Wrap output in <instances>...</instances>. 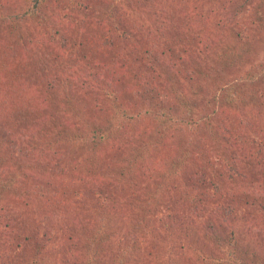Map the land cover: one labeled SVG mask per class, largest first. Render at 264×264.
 <instances>
[{"label":"rangeland","instance_id":"rangeland-1","mask_svg":"<svg viewBox=\"0 0 264 264\" xmlns=\"http://www.w3.org/2000/svg\"><path fill=\"white\" fill-rule=\"evenodd\" d=\"M18 8L21 0H0L1 17L13 16ZM42 10L0 25V145L6 148L2 164L8 163L0 166V178L12 168L9 164L28 153V170L21 174L50 177L57 185L47 192L42 186L27 185L23 178L24 189L0 198V264L34 262L27 258L35 248L33 242L43 246L41 264H77L86 259L84 245L92 222L85 201L101 189L118 188L114 177L105 176L94 186L96 191H88L90 178L80 169L85 150L99 140L91 137L92 130L103 128L110 106L136 118L142 106L133 93L142 92L152 116L173 115L180 104L170 86L174 66L191 75L197 67L211 68L212 80L203 81L209 83L202 92L204 98L214 95L220 84L240 72L222 69L216 61L226 47L229 55L249 47L252 63L264 67V0H48ZM112 71L117 74L111 75ZM135 77L137 82H132ZM65 78L71 82L66 88L59 83ZM176 84L177 90L190 92V79L176 76ZM204 101L196 100L197 115L190 121L159 125L167 136L158 147L149 142L151 147L143 148L150 152L147 159L139 156L136 145L145 134L155 132L157 123L128 120L131 129L109 140L115 146L107 158L102 153L100 166L109 165L112 171L134 167L139 183L127 186L128 192L116 203L118 210L109 213L119 230L103 252L105 264L119 254L117 246L127 241L126 236L140 238L137 229L143 220L161 236L179 224L177 255L155 258L150 253L160 254L159 242L146 238L133 246L139 248L132 252L130 264H219L226 257L214 244L219 238L230 243L229 251L239 255L249 251L250 260L259 258L264 264V199L252 183L264 181V171L260 173L264 154L255 157L264 138L252 125L229 132V124L245 116L239 110L211 114L204 110ZM204 119L218 128L214 140L209 139L212 128L204 126ZM59 130L66 131L64 140L58 137L56 146L31 151V145L41 148L44 136ZM196 131L198 137L192 141ZM184 139L197 147L191 155L180 156L186 161L180 168L183 186L172 181L171 192L153 195L162 183L160 174L168 169L166 160ZM244 146L254 151L244 154ZM239 154L242 164L236 159ZM189 184L192 189L186 195L182 189ZM54 196L66 201L63 210L54 209ZM109 204L116 208L114 202Z\"/></svg>","mask_w":264,"mask_h":264},{"label":"trees","instance_id":"trees-1","mask_svg":"<svg viewBox=\"0 0 264 264\" xmlns=\"http://www.w3.org/2000/svg\"><path fill=\"white\" fill-rule=\"evenodd\" d=\"M125 1H132V0H125ZM48 2V0H21V8H18L16 10V13L13 16L6 15L4 17L0 16V25L3 24V22H16L19 18L23 19L24 16L27 15H37L39 12L43 11V6ZM13 17V18H12ZM241 49V47H240ZM248 49L244 48L239 50V54H233L231 52V55L227 52V47L225 49H222L220 53H222L219 58L216 60L218 61V64L222 66L223 68H233L240 71L239 74L234 75V78L231 81H228V83H225L223 85H219V89L214 92V95H210V97H205L207 101H204L203 87L207 86L209 83H205L203 81H210L212 80L211 74H214L211 68L207 67V71L204 70L201 67H197L196 71H193L192 75L190 72H184V71H178L177 66H174L173 69L170 72V82H171V89L175 91V94L177 96V100H180V104L178 106L177 112L173 111L172 114L176 115V117H173L170 113L164 115V114H157V116H152L150 112L152 110V107L148 108L146 106V99H141L143 97V94L139 92L133 93V97H137V100L140 102V105L142 106V110H140V113L136 115V118L130 115V113H127L125 110L121 109L120 107L112 108L110 106V110L112 111L111 114L108 116L107 121L105 122L103 128H98L92 130L91 137L98 136L99 140H95L88 148L87 151L85 150V157L82 156L83 163L81 164L80 169H83V173L85 172V176L87 178H90L89 181L91 184H89L88 191H96L95 187H97L99 181H104L105 176H111L114 177V184L118 185V188L109 186L111 188L101 189L100 191L94 194V198H88L86 204L84 206H87V211L89 212L88 219L92 222L91 232L89 233L86 241L87 244L84 245V249L86 252L84 260L79 261L77 264H105V254L103 253L106 251L110 245L114 242V239L116 237L118 228V222L115 218H112L113 212L112 209L118 210V204L120 199H122L120 196L124 195V192H128V189H131V187L136 186L139 181L136 180L138 176L137 170L132 167V171L130 170H124L125 167H122L120 169H117L115 171L109 170L107 167H101L100 166V156L102 153H106L105 157L107 158V155L112 153V147L115 145H111L109 143V140L117 139V135H123L125 134L126 130H129L131 123L128 120L134 121H145L147 124L148 122L157 123L158 128H155V132L149 136L148 134H145L146 138H142L138 140V143L136 145L137 152H139V156L141 158L147 159L150 156L149 151H145L146 147H151V144L153 143L155 147L159 146L160 143L163 141V138H165L167 135V130H161L159 125L161 123H170V124H184L186 120H191L195 115V102L198 99V103L203 100L204 104V110L206 112H209L211 114H218L222 111H232V110H239L240 114L242 113V118L245 116L247 120L243 121H237L236 118L233 123L229 124L228 131H234V130H241L243 126L247 127L252 125L253 127H256L257 133L261 135L264 138V67L263 66H257L254 63H252L251 57L252 51H250V54H248ZM217 55V53L215 52ZM241 61H244L245 63L243 65H240ZM218 66V65H217ZM213 68V67H212ZM117 71H119V66L115 67ZM176 70V71H175ZM117 71H112L111 75H116ZM183 75L184 77L190 79L191 83V89L190 92L187 93L181 88L177 90L176 86V76ZM207 77V78H206ZM132 82H137V78L135 77ZM60 84H64V87H68L67 85L71 84L70 80L67 78L62 79ZM204 85V86H203ZM118 92V91H117ZM113 92L112 94H114ZM140 95V96H139ZM72 98V97H70ZM196 98V99H195ZM195 99V101H194ZM194 101V102H193ZM201 104V103H200ZM148 105V103H147ZM105 114H107L105 112ZM191 118V119H190ZM105 118L98 117V120H104ZM241 120V119H240ZM201 122H204V126L209 129L212 128V132H209V139L214 140L215 134H218L216 127V124L208 119V120H202ZM213 122V123H212ZM135 124V122H132ZM149 124V123H148ZM199 123L195 124V127L198 126ZM171 127V126H169ZM263 128V130H262ZM131 129V128H130ZM200 130V128H198ZM66 131H55L52 134L48 136V138H45V141L43 144H41V148H37L35 144L31 145L32 147L31 151L35 152L40 150V152L44 151V148H49L56 146L58 144L57 138L60 137V141L64 140L66 136ZM109 134V136L105 135ZM141 134V132H140ZM63 135V136H62ZM198 137V132L196 131L194 133V138H190L192 141ZM120 138V137H119ZM118 138V139H119ZM122 139V138H121ZM145 140L146 146L143 144ZM148 141V142H147ZM121 143V140L116 144V146ZM4 145V143H2ZM196 144V143H195ZM141 145V146H140ZM5 146V145H4ZM153 146V145H152ZM197 146L192 144V142H187L185 139L183 142H181L180 145L174 150L173 157H169L166 160V167L168 169L165 170V172H161L159 178L160 182L156 185V188L154 190L153 195L159 194L164 195L167 194L168 191L171 192L173 190L174 186L172 184V181L181 183L183 180V176L180 172V168L185 166V162L183 159L180 158V156H186L191 155L190 150H195ZM193 148V149H190ZM249 146L242 147L244 154H251L254 149ZM142 149V150H141ZM6 148L0 145V163L1 167H7L8 163L2 164V161L4 162ZM24 152V151H23ZM31 152V153H32ZM241 153V152H240ZM261 154H264V143L260 146L259 149L255 152V157L258 158ZM25 158L17 159L15 162L9 164L12 166V168L6 173L5 176L0 178V198L4 197L5 193H9L11 195H14L16 192H18L19 188L23 189L25 188V185L23 183V178L26 179L27 185H31L34 188H40V186L43 187V190H47L49 192L50 190L55 189L56 183L53 182V179L50 177L47 178H33L32 174L28 176H24L21 174L22 170H28L26 169L27 165V157H29V154L24 155ZM243 154H239L236 159L240 160V163L242 164ZM123 158L118 157L117 162L119 165L123 166L122 160ZM127 159V157H126ZM143 159V160H144ZM181 159V160H179ZM128 160V159H127ZM179 162V168L175 170V167H177V164ZM128 163V162H127ZM84 164V165H83ZM261 164V163H259ZM228 166H235L233 164H230ZM227 167V166H226ZM238 169V167H237ZM264 169H261V174L263 173ZM2 172V171H1ZM4 173V172H3ZM258 175V174H257ZM84 180V179H83ZM60 181V180H59ZM184 181V180H183ZM253 188L255 189V193L258 195H261V197L264 199V181L261 180L259 183L253 180ZM185 183V182H184ZM179 185V184H178ZM183 186L181 183L180 186ZM95 186V187H94ZM127 186L129 187L127 189ZM190 184L183 188V192L188 195L190 189ZM107 192L111 193V195H108ZM169 192V193H170ZM29 193H32L29 191ZM44 193V192H43ZM42 193V194H43ZM93 193V192H92ZM41 194V197L43 195ZM27 195V194H25ZM31 195V194H30ZM56 199V206L54 209L63 210L64 207H66V201L64 199H59L56 196H54ZM53 200V199H52ZM94 200V201H93ZM199 201V200H198ZM84 202V203H85ZM110 202H114L113 204L116 208L110 206ZM151 201H149L150 203ZM148 203V204H149ZM112 212L111 214H109ZM179 224L177 226L172 227L170 233L164 234L161 236L160 231L156 232V229L153 228V226H150L147 224V222H144L141 224V226L137 229V233L141 234L140 238L134 235L126 236V240H122L118 244V248L120 249L119 254H115L114 256H111L110 264H130L132 260V252L137 250L138 248H133L134 245L140 244L141 239L145 240L146 238H149L155 242H159L158 245L160 247V254L157 255L156 253H150V255H155V258H163L171 256V253L177 255L175 248V244L178 242L177 240V234L175 235V231L178 228ZM143 231V232H142ZM151 231V232H150ZM172 232V233H171ZM188 236V234H187ZM186 236V237H187ZM232 242V241H231ZM35 244L34 250L28 254L27 258L30 260H33L34 262H31L30 264H41L42 260L39 262L40 256L43 253V246L40 244L36 245V242H33ZM173 243V247H172ZM233 243V242H232ZM235 243V242H234ZM214 244L218 246L221 251H224L226 253V257H223L221 259L222 262L219 264H263L260 259L250 260L253 256L249 251L246 253H239L229 251L230 243L221 241V238L214 240ZM39 245V247H38ZM233 246V245H232ZM167 247V248H166ZM234 247V246H233ZM41 248V249H40ZM156 250V248H155ZM40 256V257H39ZM83 257V256H82Z\"/></svg>","mask_w":264,"mask_h":264}]
</instances>
